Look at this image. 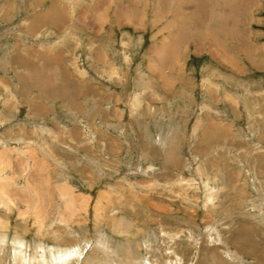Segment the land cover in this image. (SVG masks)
Returning <instances> with one entry per match:
<instances>
[{"label":"rangeland","instance_id":"1","mask_svg":"<svg viewBox=\"0 0 264 264\" xmlns=\"http://www.w3.org/2000/svg\"><path fill=\"white\" fill-rule=\"evenodd\" d=\"M0 192V264H264V0H0Z\"/></svg>","mask_w":264,"mask_h":264},{"label":"bare ground","instance_id":"2","mask_svg":"<svg viewBox=\"0 0 264 264\" xmlns=\"http://www.w3.org/2000/svg\"><path fill=\"white\" fill-rule=\"evenodd\" d=\"M165 1V0H164ZM209 1V0H208ZM224 1V0H223ZM227 2V1H226ZM226 2H225V4H223L222 6V8H223V10H224V5H226L227 6V4H226ZM229 2V1H228ZM180 3V2H179ZM230 6V5H229ZM205 11V10H204ZM212 12V11H211ZM197 20V19H196ZM201 23V22H200ZM204 23V22H203ZM205 24V23H204ZM1 193V192H0ZM117 228H119V230H124V232L125 233H127V229L128 228H130L129 227V225H128V223H127V221L125 220V219H120L118 222H117ZM131 229V228H130ZM130 231V230H129ZM123 232V231H122Z\"/></svg>","mask_w":264,"mask_h":264}]
</instances>
